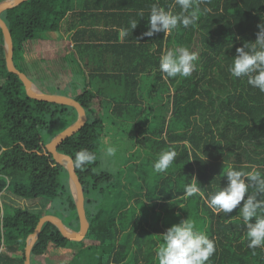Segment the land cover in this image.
<instances>
[{"label": "trees", "instance_id": "trees-1", "mask_svg": "<svg viewBox=\"0 0 264 264\" xmlns=\"http://www.w3.org/2000/svg\"><path fill=\"white\" fill-rule=\"evenodd\" d=\"M153 4L180 11L175 0H26L0 16L11 34L14 65L30 80L27 42L57 32L74 43L75 55L60 60L73 73L69 80L77 79L66 86L87 119L57 151L72 159L81 183L89 223L82 243L89 244L69 264H159L161 235L187 218L216 241L208 264H264V248L247 246L238 208L228 216L206 203L209 193L225 186L230 166L264 173V93L228 71L236 48L255 42L264 0H196L201 15L195 25L142 37ZM100 16L115 25L111 34L96 29L95 23H103ZM133 20L138 23L131 31ZM125 29L127 35L118 40ZM181 46L198 54L195 70L187 78H168L159 71L160 56ZM76 115L71 107L27 97L19 78L6 70L0 30V197L10 190L21 199L59 201L78 230L68 174L45 148ZM63 118L72 122L44 139L42 132ZM109 145L118 147L108 164L120 166L114 172L102 168ZM172 147L175 162L156 173L153 162ZM82 148L97 160L78 168L75 155ZM193 175L201 193L185 197ZM43 215L17 208L6 212L0 204V264H23L26 239ZM68 243L45 223L31 258Z\"/></svg>", "mask_w": 264, "mask_h": 264}, {"label": "clouds", "instance_id": "clouds-1", "mask_svg": "<svg viewBox=\"0 0 264 264\" xmlns=\"http://www.w3.org/2000/svg\"><path fill=\"white\" fill-rule=\"evenodd\" d=\"M195 3L196 0H175V5L180 8L179 12H174L172 7L165 9L159 4H153L148 17V30L142 33V37H152L160 32L168 35L180 26L188 28L195 25L201 15L199 7H194ZM204 11L210 9L205 8ZM139 16L144 17V13L140 12ZM137 23V20L130 22L131 31L137 27ZM257 27L259 31L256 33L255 42H245L242 47L236 48V56L228 71L236 78L247 77V83L251 87L264 93V23ZM121 35H127V29L122 30ZM197 55L184 46L167 49L160 56L159 71L168 78H187L195 70ZM117 151L116 145H109L102 153L104 162L114 157ZM177 155L174 147L161 151L158 159L153 162V170L156 173L167 172ZM96 160V154L87 148H82L75 155V165L78 168L92 165ZM224 177L225 186L209 193L206 199L208 207L217 214L223 212L228 216L238 208V218L242 220L247 231L248 248H264V173L257 167L244 171L230 166ZM184 193L185 197L201 193L200 183L195 175L185 185ZM161 238L162 242L156 253L159 264H208L216 252V241L199 230L196 223L189 218L167 228Z\"/></svg>", "mask_w": 264, "mask_h": 264}, {"label": "rangeland", "instance_id": "rangeland-1", "mask_svg": "<svg viewBox=\"0 0 264 264\" xmlns=\"http://www.w3.org/2000/svg\"><path fill=\"white\" fill-rule=\"evenodd\" d=\"M52 33H48L47 35L50 36ZM42 37L46 36V33L41 34ZM53 39V38H51ZM34 42H27L26 47L29 45L34 44ZM38 44V43H37ZM43 45V43H42ZM51 46V45H50ZM35 49H32L34 52L33 54L28 55L26 58V66L28 67V72L30 76L32 77V80L34 83L36 82L35 86L41 90L44 93H57L55 89L58 87L59 93L72 95L70 89H67L68 84H74V82H77V79L69 80V75H73V73H69L67 69H63V66L65 67V63H63L61 60L66 57L61 58V55L55 51L54 47L50 49L49 43H47L46 46L40 47V42L36 46L35 43ZM50 53H55L54 55H50ZM34 55V56H33ZM37 55V56H36ZM15 57L22 59L23 52L16 53ZM61 59V60H60ZM36 60V61H34ZM16 65L20 69L22 65H19L17 60ZM24 69V68H23ZM82 76L80 77V79ZM67 85V86H66ZM66 86V87H65ZM75 93H79V91H75ZM58 94V93H57ZM70 117H74V113H70ZM77 117V115H76ZM72 119L70 118H63L60 121L58 120L57 124L50 127L49 130H45L42 132V137L44 139H47V137H50L52 134L55 135L57 132L56 129H63L64 125L71 123ZM76 121V120H75ZM71 125V124H70ZM69 125V126H70ZM112 130V129H111ZM112 133H110L111 135ZM53 135V136H54ZM52 136V137H53ZM50 137V139L52 138ZM102 162V168L105 170H112L110 168H117L119 169V165L117 166H109V159L107 162H104V160L101 157ZM114 172V171H113ZM0 204L4 208L6 212H10L11 208H17L21 209L27 212H33L39 215H43L46 213L47 215L50 213L55 214L58 218H60L69 229L77 230L76 224L71 221L73 216H68L66 212H64L62 205L58 201H50L47 199H36V200H26L17 198L12 194V192L9 190L7 192H4L2 196L0 197ZM86 244L89 243H82L80 242H72L69 241V243L66 246V249H51L48 250L43 256H34L31 259V264H69L72 257L82 248L85 247ZM4 249V247L1 245L0 250Z\"/></svg>", "mask_w": 264, "mask_h": 264}, {"label": "water", "instance_id": "water-1", "mask_svg": "<svg viewBox=\"0 0 264 264\" xmlns=\"http://www.w3.org/2000/svg\"><path fill=\"white\" fill-rule=\"evenodd\" d=\"M24 1L26 0L0 1V16L1 13L4 12L5 10L14 8ZM0 30L3 38V50H4V60H5L6 70L9 73H12L19 78V80L21 81L24 87L27 97L37 101H43L52 104L71 107L75 110L77 114L76 121L67 128H65L64 130H62L61 132H59L58 134H56L45 145V148L47 152L52 155V158L55 160V162L63 166V168L66 170L68 174V185L73 197L74 206L78 217L79 227L78 230L76 231L69 229L63 223V221L55 215L46 214L40 217L33 233H31L27 237L24 248L23 264H31V250L35 242L37 241L38 235L41 232V229L45 223H50L51 225H53L63 238L72 242L82 241L85 238L86 233L88 231L89 223L86 218V212L84 207L85 200H84L83 189L77 177L73 161L69 156L57 151L58 146L65 139L72 136L74 133H76L78 130L81 129V127L85 124L87 118H86L85 110L72 97L60 95V94H50V93L48 94L42 92L24 73L20 72L15 67L13 62V44H12L11 34L4 21L1 19V17H0Z\"/></svg>", "mask_w": 264, "mask_h": 264}, {"label": "crops", "instance_id": "crops-1", "mask_svg": "<svg viewBox=\"0 0 264 264\" xmlns=\"http://www.w3.org/2000/svg\"><path fill=\"white\" fill-rule=\"evenodd\" d=\"M100 17L102 18L103 23L102 24L95 23V26L98 25V27H96V29L98 31H100V32H102V31L105 30L104 32H107V33H110L111 34V30L112 29H115V25H112L113 24L112 22L110 24H107V23L110 22V21L107 20V17H109V16H100ZM107 25H109V26H107ZM122 36L123 35H121V31H119L117 33L118 40H120ZM51 38H53V39H51ZM39 42H40V47L41 46H46L47 43H49L50 49L54 47L55 51H57V53L61 55V58L64 57V55H67V54H71L72 57H73V55H75V51H74V47H73L74 46V43L73 42H70L67 38H65L60 33H57V32L56 33H52L50 36H48L46 34L45 37L40 38L38 40H35L36 46L39 44ZM35 43L32 44V45H29L28 47H26V46L24 47L25 49H28L29 50L28 53L32 54L35 51V50L34 51L32 50V49H35L34 48L35 47ZM42 43H43V45H42ZM54 54L55 53H50V55H54ZM84 74L86 75V71H84ZM34 84H36V83H34ZM71 94H72L71 96L70 95H67V94H66V96L73 97V94L74 93H71Z\"/></svg>", "mask_w": 264, "mask_h": 264}]
</instances>
